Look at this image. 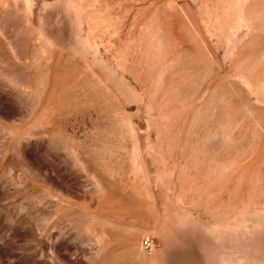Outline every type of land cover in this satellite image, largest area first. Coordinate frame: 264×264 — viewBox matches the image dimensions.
<instances>
[{"label": "rangeland", "instance_id": "374dc122", "mask_svg": "<svg viewBox=\"0 0 264 264\" xmlns=\"http://www.w3.org/2000/svg\"><path fill=\"white\" fill-rule=\"evenodd\" d=\"M0 264H264V0H0Z\"/></svg>", "mask_w": 264, "mask_h": 264}, {"label": "built area", "instance_id": "2783aa9c", "mask_svg": "<svg viewBox=\"0 0 264 264\" xmlns=\"http://www.w3.org/2000/svg\"><path fill=\"white\" fill-rule=\"evenodd\" d=\"M143 248H144V251L146 252L147 256H152L153 255L154 244L151 241L145 240L143 242Z\"/></svg>", "mask_w": 264, "mask_h": 264}]
</instances>
